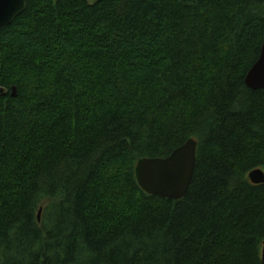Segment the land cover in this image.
<instances>
[{
	"label": "trees",
	"instance_id": "obj_1",
	"mask_svg": "<svg viewBox=\"0 0 264 264\" xmlns=\"http://www.w3.org/2000/svg\"><path fill=\"white\" fill-rule=\"evenodd\" d=\"M263 42L264 0H29L0 29V264H264ZM190 138L187 195L145 192L138 160Z\"/></svg>",
	"mask_w": 264,
	"mask_h": 264
},
{
	"label": "water",
	"instance_id": "obj_2",
	"mask_svg": "<svg viewBox=\"0 0 264 264\" xmlns=\"http://www.w3.org/2000/svg\"><path fill=\"white\" fill-rule=\"evenodd\" d=\"M29 0H0V29L11 25L26 9ZM103 0H88L94 6ZM246 85L253 90H264V42L254 65L245 77ZM5 89L0 88V94ZM12 96L17 95V88L12 87ZM198 142L188 139L167 157H144L135 167L136 179L140 187L151 195L180 200L184 198L192 184L197 164ZM254 184L264 183V170L256 169L249 174ZM42 208L38 213L41 220ZM264 258V246H263Z\"/></svg>",
	"mask_w": 264,
	"mask_h": 264
}]
</instances>
